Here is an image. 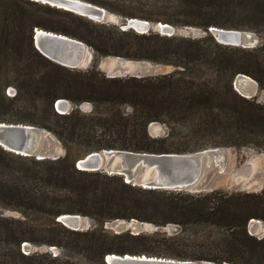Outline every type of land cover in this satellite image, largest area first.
<instances>
[{"label":"trees","instance_id":"1","mask_svg":"<svg viewBox=\"0 0 264 264\" xmlns=\"http://www.w3.org/2000/svg\"><path fill=\"white\" fill-rule=\"evenodd\" d=\"M182 1L187 20L181 25L202 28L206 35L139 33L60 8L55 10L65 18L49 25L21 5L38 2L2 0L0 122L44 128L61 142L65 154L37 159L0 146V264H107L105 257L112 253L264 264V238L248 230L251 219L264 221V190L150 189L126 182L122 175L76 166L83 156L105 149L184 154L243 145L246 137L264 144V102L234 88L237 75L245 74L264 91V41L254 48L227 46L209 31L212 26L242 30L241 23L226 20L264 18V0ZM37 28L85 42L95 53L92 64L82 70L52 61L35 46ZM249 28L264 34L260 26ZM107 56L172 65L174 70L110 77L99 68ZM10 86L14 95L7 94ZM62 98L73 104L69 113L56 109ZM82 103H91L92 110L82 111ZM153 122L165 124L167 134L153 137ZM8 209L20 216L1 212ZM62 214L88 216L94 226L72 230L58 221ZM118 219L176 225L179 230L169 235L105 228ZM26 242L56 246L60 253L27 254L22 250Z\"/></svg>","mask_w":264,"mask_h":264},{"label":"water","instance_id":"2","mask_svg":"<svg viewBox=\"0 0 264 264\" xmlns=\"http://www.w3.org/2000/svg\"><path fill=\"white\" fill-rule=\"evenodd\" d=\"M41 1L99 22L104 20L107 15L105 8L84 0ZM158 24L159 32L163 35L172 36L177 32L176 27L171 24L161 22ZM127 29H134L139 33L151 31L150 22L138 18H130L124 30ZM209 31L222 45L242 46L245 48L256 46L252 34L248 31L215 26L210 27ZM34 43L43 55L63 66L78 69L88 64L90 47L79 39L43 28L38 30L37 28L35 30ZM127 73L125 72L123 75H127ZM121 76L120 74H112L110 77ZM242 95L247 98L253 97L252 94L243 92ZM70 103L72 106H70ZM56 108L59 113L65 114L73 109V104L70 100L62 98L56 102ZM49 137L53 138L55 136L50 131L35 125L0 122V146L16 154L34 156L38 159H56L60 157L56 152L45 151L44 145ZM213 157H220L218 150L206 149L184 154H155L105 149L91 152L80 158L77 160L76 166L87 171L106 170L109 174L122 175L126 178V182L145 188L182 190L197 183L204 170V161ZM58 221L72 230H88L87 221L81 214H62L59 216ZM121 226V222H114L111 228L119 230ZM29 244L26 242L24 245L29 246ZM105 260L107 264H204L203 261L178 260L129 253L108 254Z\"/></svg>","mask_w":264,"mask_h":264},{"label":"rangeland","instance_id":"3","mask_svg":"<svg viewBox=\"0 0 264 264\" xmlns=\"http://www.w3.org/2000/svg\"><path fill=\"white\" fill-rule=\"evenodd\" d=\"M34 1L38 2L39 4L35 5L29 3H24V4L21 3V5L24 9L28 10L30 13H33L35 19L40 21L41 23L56 25L59 24L60 19L65 18L60 12H57L55 10V8L58 7L48 3H44L41 0L39 1L34 0ZM98 1L101 4H96V5L105 8L107 12L105 19L100 22L119 26L123 30L124 28H126L128 20L130 18H138L150 22V29L153 32L160 33L158 23L160 22L168 23L165 20H170L174 23L173 26L176 27L177 29L175 35L189 36L196 38L206 35V31L203 30L202 28L195 26L181 25L183 21L187 20V18L183 15V6H185L186 4L182 0H98ZM1 5H2V0H0V8ZM48 6H50V8ZM241 18L242 19L231 20L229 22L226 20L225 22L241 23L240 24V26H242L241 29L243 31L250 32L254 38V44L258 46L260 42L264 41L263 40L264 34H260V32L250 29L249 26H254V27L260 26L261 29L262 28L264 29V18L261 17H251V18L241 17ZM94 21L99 22L98 20H94ZM94 57H95L94 50L90 47L88 51V64L78 69H82V70L87 69L92 64ZM99 68L103 72H105L107 76H111L112 74H120L122 75L121 77L159 75V74L169 73L174 70V67L172 65L154 63L148 60H131L122 57H114V56H107L101 58L99 61ZM125 72H128L127 75H123ZM234 88L241 95L242 92L247 94H252L253 97L258 99V101L264 102V91L261 90L259 88L258 83L248 75L245 74L237 75L234 81ZM15 93H16V89L10 86L7 91V94L14 95ZM70 106H72L71 103ZM78 107L84 112H90L92 110L93 105L91 103H82ZM149 132L153 137H160L167 134L168 128L163 123L153 122L149 125ZM251 139L253 138L246 137L244 139L245 144L239 146H217V147L206 148V149L218 150V152L220 153V157H213L205 160L203 165L204 168L203 173L202 175H200L197 183L194 186H190L182 190L191 193H206L215 189V190H220L225 194L262 192L264 190V148H262L264 147V144H256V140L254 139L251 140ZM44 149L46 152L47 151L56 152L57 155L60 156L65 154V149L63 148L61 142L56 137L53 138L49 137V139H46ZM103 171L107 172L106 170ZM124 179L125 181H127L125 177ZM1 212H4L3 214L6 216H13V217L20 216L19 212L9 209L5 211L1 210ZM83 217L87 221V229L93 228L94 221L88 216H83ZM114 222L122 223V226L119 228V230H117L116 228H111V225ZM105 228L115 233L130 231L132 234H138L140 232L153 233L158 231L162 234L166 233L170 235L177 233L179 230V228L176 225L158 227L152 223H142L135 219L114 220L110 223H107L105 225ZM248 230L252 235H255L258 238H264V221L255 218L251 219L248 225ZM24 244L26 243H23L22 246V250L24 253H28V254L29 252L51 253L53 256L58 255L60 253V249L56 246L37 245L33 243H30L29 246H27ZM203 262L204 264H216L213 262L208 263L209 261H203ZM230 264H234V263H230Z\"/></svg>","mask_w":264,"mask_h":264},{"label":"bare ground","instance_id":"4","mask_svg":"<svg viewBox=\"0 0 264 264\" xmlns=\"http://www.w3.org/2000/svg\"><path fill=\"white\" fill-rule=\"evenodd\" d=\"M38 30H39V28H38Z\"/></svg>","mask_w":264,"mask_h":264}]
</instances>
